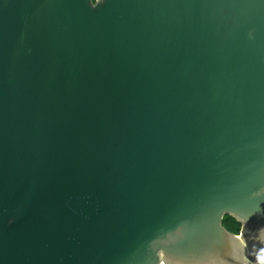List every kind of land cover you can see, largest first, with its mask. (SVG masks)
<instances>
[{
    "label": "water",
    "instance_id": "obj_1",
    "mask_svg": "<svg viewBox=\"0 0 264 264\" xmlns=\"http://www.w3.org/2000/svg\"><path fill=\"white\" fill-rule=\"evenodd\" d=\"M262 258L264 0H0V264Z\"/></svg>",
    "mask_w": 264,
    "mask_h": 264
},
{
    "label": "trees",
    "instance_id": "obj_2",
    "mask_svg": "<svg viewBox=\"0 0 264 264\" xmlns=\"http://www.w3.org/2000/svg\"><path fill=\"white\" fill-rule=\"evenodd\" d=\"M220 223L226 230L231 233L237 234L239 231L240 222L230 214H222Z\"/></svg>",
    "mask_w": 264,
    "mask_h": 264
},
{
    "label": "crops",
    "instance_id": "obj_3",
    "mask_svg": "<svg viewBox=\"0 0 264 264\" xmlns=\"http://www.w3.org/2000/svg\"><path fill=\"white\" fill-rule=\"evenodd\" d=\"M257 264H264V259H263V258L260 259V260L257 262Z\"/></svg>",
    "mask_w": 264,
    "mask_h": 264
},
{
    "label": "built area",
    "instance_id": "obj_4",
    "mask_svg": "<svg viewBox=\"0 0 264 264\" xmlns=\"http://www.w3.org/2000/svg\"><path fill=\"white\" fill-rule=\"evenodd\" d=\"M158 264H165V263L159 262Z\"/></svg>",
    "mask_w": 264,
    "mask_h": 264
},
{
    "label": "bare ground",
    "instance_id": "obj_5",
    "mask_svg": "<svg viewBox=\"0 0 264 264\" xmlns=\"http://www.w3.org/2000/svg\"><path fill=\"white\" fill-rule=\"evenodd\" d=\"M163 263V262H162Z\"/></svg>",
    "mask_w": 264,
    "mask_h": 264
}]
</instances>
